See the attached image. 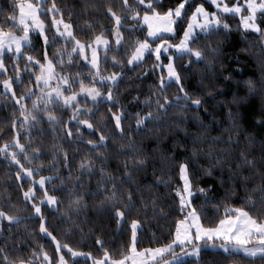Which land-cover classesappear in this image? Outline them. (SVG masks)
Here are the masks:
<instances>
[{
    "label": "trees",
    "instance_id": "16d2710c",
    "mask_svg": "<svg viewBox=\"0 0 264 264\" xmlns=\"http://www.w3.org/2000/svg\"><path fill=\"white\" fill-rule=\"evenodd\" d=\"M19 0H0V26L5 31L11 29V20L6 18L15 15L18 18ZM52 0L45 6L51 7ZM64 13L66 23H73L78 38L87 40L101 32H111L114 22L109 18L107 8L120 14L121 0H55ZM181 0H160L159 11L164 12L169 8L174 9ZM230 6L236 0H225ZM242 4L244 1L239 0ZM134 3V0H130ZM203 4L209 12H215L210 3L205 0H188L182 15L175 25V35L165 36L169 43L177 44L198 5ZM45 7H42L45 10ZM247 14V12H244ZM222 24L227 23L229 29L222 26L212 39H206L203 33H197L194 47L206 49L209 45L219 48L220 54L209 57L205 62H193L185 56L177 59L174 55L173 63L180 73L184 90L200 98L202 106L198 109L192 105H185L183 101L174 105L166 114H161L155 121H149L137 131V118L146 116L150 111L156 114L155 99L157 86L161 76L166 78L164 68L156 65L167 63L155 60V56H145L144 62L130 70L126 64L123 68L112 66V57L118 55L127 60L125 48L121 47L119 53L115 47L108 53L107 64L103 62L101 69L104 75L113 72H123V80L114 90L118 101L113 111L121 110L125 114L123 127L124 136L115 130L111 121L108 103L97 105L99 113L94 121L104 133L111 137L107 147L92 149L87 143L89 139L98 142L99 133L90 135L87 130L82 137H73L76 143H70L64 137V130L59 125H51L47 117L35 127L20 128L22 121L20 106L12 99L11 94L5 95V90L0 84V146L12 140L15 132L13 122H16L17 131L22 134L21 142L31 139L34 146L41 149L40 158L24 163L37 168L45 177L61 176L53 184L46 185L50 194L57 196L60 203L52 209L49 205H42V212L46 227L61 244H68L75 251L91 253L94 257L103 255L96 240L104 241L103 247L112 254L119 255L131 243L130 223L132 219L141 221V230L138 232V248L158 247L168 243L174 236L176 221L182 218L179 211V198L176 190L182 188L179 167L187 163L189 177L192 181V203L201 214L202 223L206 227L215 226L224 218L226 208L243 207L254 215L264 211L259 201L262 199L259 189L264 186V36L243 28L240 20L235 15L218 13ZM59 18V17H57ZM44 20L49 39L55 32L51 25L52 16H41ZM257 23L264 26V16L257 14ZM89 24L93 31H89ZM135 22L129 19L125 25L123 35L126 44L143 40L147 36L145 26L133 28ZM17 35H22L19 30H14ZM112 39L111 36L108 37ZM160 43L159 40L154 44ZM64 47L63 41L50 45L48 55L52 57L55 49ZM43 40L38 35L32 34L31 46L24 50L25 55H33L43 62ZM103 57V52H101ZM5 63L9 69L6 76L15 77L12 71L16 63L12 54H5ZM26 61H20L23 69ZM211 63L212 66H206ZM84 77L89 74L88 67L83 66V61L76 57V68ZM59 72V67L57 68ZM147 73V75H145ZM25 83L14 85L17 96L23 94L26 88H34V78L29 82L28 74L22 73ZM0 76V81L5 79ZM106 94V93H105ZM165 95L170 100L182 95L179 86L172 84L165 90ZM31 109V100L24 101ZM149 104L151 106H149ZM120 105L123 108L120 109ZM88 106L92 107L91 102ZM185 107L187 111H185ZM95 110V109H94ZM71 116L70 110H61L57 113L58 119L65 122ZM75 130V129H73ZM31 133V136H28ZM231 139V143H229ZM254 141V142H253ZM134 143L137 153H142L145 159L143 170L133 173V183L128 185L121 180L118 187L123 184V189L135 193L133 200L139 202L141 198L146 201L154 200L157 207L151 206L144 211L142 205L137 203L139 211L132 210L126 216L123 226L117 224L114 212L103 210L102 197L87 195L96 193L97 184L101 179L99 171L91 177L81 170V163L91 161L94 169L104 168L110 175L123 177V164L128 163L129 169L133 168L130 155L131 144ZM62 150V151H60ZM63 151L68 153L67 166L63 158ZM244 152L249 161H254L255 168L245 166L241 160ZM31 155V153H30ZM21 159H23L21 157ZM103 161V162H102ZM17 165L11 162L10 156L0 154V208L9 214L22 217L20 224L9 225L7 221H0V249L4 250L9 260L18 258L30 259L32 252L39 255L42 248L50 257H57L55 244L49 237H44L40 232V218L35 215L31 205L25 201L23 192L32 187L31 180L16 179ZM210 171L211 175L207 172ZM245 177L247 180L245 181ZM79 178V179H78ZM38 180L39 175L34 177ZM167 181L168 183H163ZM82 184L78 189L82 195L81 205L77 211L72 205L71 192L74 185ZM22 185V187H21ZM37 189V196L43 199L42 192ZM206 189L200 193L199 189ZM53 189H56L53 191ZM251 195L257 206L254 209L247 197ZM71 217L69 220L68 218ZM201 243L202 251L199 258L182 256V264H264L259 256L249 258L243 253H224L219 247L220 241L214 244ZM179 252V248H177ZM66 253V250H65ZM58 258V257H57ZM66 259L68 256L66 255ZM42 257L35 261L41 264ZM76 264H92V260L75 258ZM0 264H4L0 261ZM72 264V261H69Z\"/></svg>",
    "mask_w": 264,
    "mask_h": 264
},
{
    "label": "snow or ice",
    "instance_id": "6c2138e0",
    "mask_svg": "<svg viewBox=\"0 0 264 264\" xmlns=\"http://www.w3.org/2000/svg\"><path fill=\"white\" fill-rule=\"evenodd\" d=\"M187 2L188 0H181L174 9L169 8L167 11L161 12L158 10L160 0H134V3H130V0H121L122 11L120 14L113 11L111 7L107 8L109 18L114 22L112 31L101 32L83 41L76 35L73 23L65 22L64 13L55 0H52L50 8L45 7L49 0H38L36 5L33 3L19 4L18 19L15 15L6 18V21H12V30L5 31L0 26V76L6 77L0 81V84L5 90V95L10 93L15 103L20 106L22 121L19 127H35L46 116L49 124L59 125L64 130V137L70 143H76L77 141L72 138L82 137L84 135L83 130H87L90 135L99 133L98 142L92 139L87 141L93 150L107 147L111 137L107 136L104 130L94 123L99 113L97 105L108 103L110 105L108 108L111 117L110 122H114L115 130L121 137L125 133L123 127L124 112L121 110L113 111V108L118 105L114 90L123 80L124 74L123 72H113L110 75H104L101 69L102 62L105 65L107 64L108 53L113 50V47H115L117 53H119L121 47H124L125 55L128 58L124 61L118 55H114L112 66L123 68L126 64L130 70H134L135 67L144 62L146 55H154L155 60L161 62L162 55L169 53V50L173 48L178 54L175 57L177 59H182L185 56L195 58V61L189 59V65L193 62H205L209 57L218 56L220 50L210 45L206 49L194 47L193 45H195L198 36L196 30L199 29L206 39L211 40L213 33H217L221 26L224 29H229L227 23L222 24V18L218 13L242 14L247 12V15H241L243 28L264 36V26L257 23V14L264 16V0H244L243 4L236 0L231 6L225 0H209L217 11L208 12L203 4L198 5L192 13L179 43H169L164 34L175 35V25L182 15H186L183 10ZM42 7H45L43 12L41 11ZM49 13L52 16L51 25L55 32L51 40L47 35L48 29L45 22L41 19V16H47ZM129 19L135 22L133 28L129 30L130 32L141 26V22L142 26H146L147 36L143 40L126 44L122 30L125 29ZM88 27L89 31L94 30L91 24ZM14 30H19L22 35H17ZM32 33H36L43 40V62L33 55L24 54V50L31 46ZM109 36L112 39H109ZM157 40L160 43H157L153 48L152 43ZM61 41H63L64 47L55 49L53 56L49 57L50 45H55ZM89 52L91 53L90 56L88 55ZM101 52H103V57ZM6 53L15 57L16 63L12 67V71L15 73L14 78L6 76L9 71L4 59ZM76 57L83 61V66L88 67L89 74L87 77H84L80 70L72 71L73 68H76ZM165 58L169 61L167 65L162 63L156 65L167 70L166 78L164 76L160 77L155 93L156 114L154 115L150 111L146 116H138L137 131L141 130V127L147 122L158 120L161 114H166L169 109L181 101L185 105L190 104L197 109L202 106L200 98H193V95L184 90L181 75L173 63L174 57L166 55ZM21 60L26 61L23 69L20 68ZM206 66L211 67L212 64L209 63ZM58 67L59 72L57 71ZM22 73L28 74L29 82L34 78L35 86L34 88H26L22 95L17 96L14 85L25 83ZM172 84L179 86V91L182 93V95L175 96L174 100H170L165 95V90ZM28 100H31V109L24 103ZM89 101L92 107L88 106ZM149 106L151 105L149 104ZM119 107L122 109L123 105ZM61 110L71 111V116L67 122L58 119L57 113ZM184 110L187 111V108L185 107ZM12 128L15 135L10 142L0 146V154L10 156L11 162L17 165V180H23L25 177L31 180L33 186L23 192L24 199L40 218V232L55 242V252L58 258L50 257L41 248L39 255L36 251H33L30 259L9 260L4 250L0 249V261H3L4 264H35V261L41 257V264H69L70 260L72 264H76L75 258L77 257L91 259L92 264H182V256L199 258L202 251L201 241L205 244L209 242L214 244L216 241H220L219 247L224 253H243L248 257L259 256L264 260V211L254 215L243 207L226 208L224 218L220 219L218 224L206 227L202 223L201 214L192 203L194 193L187 163H182L179 167L182 188L177 189L175 194L179 198V211L182 218L176 221L175 233L170 242L158 247L138 248V232L141 230V221L132 219L130 223V246L120 252L118 256L104 248V241L100 239L96 240V244L100 246L103 252V255L99 258L92 256L91 253L75 251L66 243L61 244L46 227L41 206L45 204L55 206L60 203L56 195L49 193L46 185L53 184L56 180H61V185L64 182L59 175L45 177L39 173L37 168L28 166L32 161L40 158L41 149L34 146L31 139L27 142H21L22 134L16 130L15 121ZM28 136L30 137L31 133H28ZM229 143H231V139H229ZM62 154L65 166H67L68 153L63 151ZM126 155L132 157L133 168L129 169L128 163L125 161L123 164V177L110 175L104 168L94 169L91 161L82 162L80 165L82 173L87 172L90 177L95 171L100 172L101 179L97 184V192L86 194L102 197V209L113 211L119 226H123L127 222L126 216L130 211L141 210L137 208V203L142 205L144 211H147L149 206L153 210L157 207L154 200L146 201L141 198L139 202L134 201V192L130 189L125 191L123 184L118 187L121 180L131 185L133 183L132 176L137 167L142 171L145 165L143 154L137 153L134 143L131 144L130 151ZM241 160L245 166L255 168L254 161H249L244 152H241ZM24 161H28V165ZM207 174L211 175V172L208 171ZM37 175H39L38 180L34 179ZM244 179L246 181L247 177ZM163 183L167 184L168 182L164 181ZM36 185L39 186L43 199L37 196ZM82 186V184L74 185L71 192L72 205L75 206L77 211L82 200V195L78 189ZM55 190L53 189V191ZM259 191L262 196L259 203L264 208V186H261ZM199 192L206 193V189L201 188ZM247 202H251L252 207L256 208L257 201L251 195L247 197ZM22 219V217L9 214L3 208H0V221H7L9 225H15L20 224ZM68 219L70 220L71 217ZM177 248H179V252ZM66 255L68 259H66Z\"/></svg>",
    "mask_w": 264,
    "mask_h": 264
},
{
    "label": "rangeland",
    "instance_id": "374dc122",
    "mask_svg": "<svg viewBox=\"0 0 264 264\" xmlns=\"http://www.w3.org/2000/svg\"><path fill=\"white\" fill-rule=\"evenodd\" d=\"M20 2H19V4H21V3H24V4H27V3H33L34 5H36L37 4V2H38V0H19ZM244 1V0H243ZM205 2L207 3H210L209 2V0H205ZM244 3V2H243ZM242 3V4H243ZM19 4H18V11H19ZM212 7L214 8V11L216 12L217 11V9L215 8V6H213L212 5ZM41 11L43 12V11H45L43 8H41ZM208 11V10H207ZM209 12V11H208ZM50 14V13H49ZM222 14H225V15H235V16H237L238 18H239V20H240V23L242 24V22H241V15H243V13L242 14H230V13H222ZM259 14V13H258ZM51 15V14H50ZM244 15H247V14H244ZM18 17H19V12H18ZM18 19V18H17ZM180 19V18H179ZM146 27V26H145ZM187 28V27H186ZM197 31V33H200V31H199V29H197L196 30ZM248 31H251V30H248ZM251 32H253V31H251ZM254 33V32H253ZM33 35H37L36 33H32ZM164 36H173V35H171V34H164ZM182 37H183V35H182ZM150 43H152L151 41H150ZM155 45L156 44H154V43H152V47L154 48L155 47ZM88 55L90 56L91 55V53L89 52L88 53ZM166 55H172V56H174V55H178L176 52H175V49L173 48V49H170L169 50V53H167V54H164V55H162V57L161 58H164ZM168 61V60H167ZM169 62V61H168ZM168 62L167 63H165L164 65H167L168 64ZM164 70H165V73H166V76H167V70H166V68H164ZM27 178V177H26ZM181 184H182V181H181ZM38 188H39V186L38 185H36ZM56 206V205H55ZM55 206H50L52 209H55ZM36 215V214H35ZM37 216V215H36ZM44 237H48V236H46L44 233H41ZM50 238V237H49ZM51 239V238H50ZM52 240V239H51ZM202 242V241H201ZM53 243L55 244V242L53 241ZM55 247H56V244H55ZM77 258H86V257H77ZM86 259H88V258H86ZM89 260H91V259H89Z\"/></svg>",
    "mask_w": 264,
    "mask_h": 264
},
{
    "label": "crops",
    "instance_id": "0c3cea01",
    "mask_svg": "<svg viewBox=\"0 0 264 264\" xmlns=\"http://www.w3.org/2000/svg\"><path fill=\"white\" fill-rule=\"evenodd\" d=\"M248 257V256H247ZM249 258H252V257H249Z\"/></svg>",
    "mask_w": 264,
    "mask_h": 264
}]
</instances>
